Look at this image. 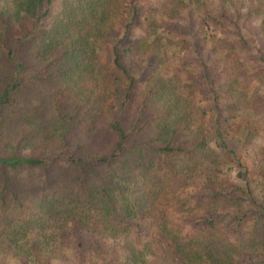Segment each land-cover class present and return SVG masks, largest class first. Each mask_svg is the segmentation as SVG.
I'll use <instances>...</instances> for the list:
<instances>
[{
    "label": "trees",
    "instance_id": "16d2710c",
    "mask_svg": "<svg viewBox=\"0 0 264 264\" xmlns=\"http://www.w3.org/2000/svg\"><path fill=\"white\" fill-rule=\"evenodd\" d=\"M162 26L140 0H0V258L264 264V145L257 177L236 143L264 138V52L212 31L231 71L200 57L177 95L163 65L186 43L148 34Z\"/></svg>",
    "mask_w": 264,
    "mask_h": 264
},
{
    "label": "rangeland",
    "instance_id": "374dc122",
    "mask_svg": "<svg viewBox=\"0 0 264 264\" xmlns=\"http://www.w3.org/2000/svg\"><path fill=\"white\" fill-rule=\"evenodd\" d=\"M248 2L249 0H238L233 5L225 2V0H196L193 3L190 0H140V8L144 11V15L158 19L163 25L158 28V31L149 32V35L153 36V38L156 36L157 38L155 39L157 41H160L161 38L162 42L167 41V38L171 37L182 40V42L185 41L186 43L185 46H180V48L176 47V45L168 47L169 53L173 58L172 61L163 65L167 74L175 81L177 95L187 93L185 89L190 79L191 82L196 81L193 78V73L201 74L203 72L201 58L206 59L212 71V76L231 71L233 60L229 58L223 60V51L216 50L214 47L215 39H212V37L208 39L206 37V35H212V31L219 38L225 37L232 40L240 32L248 42L247 46H243L242 50V57L244 59L251 60L255 58L258 53L257 48L264 52V32L259 28L260 19L247 16V10L244 6H249L250 3ZM147 32V26L143 28L136 27L133 30V35H146ZM250 66L252 72L255 71L256 67H262L256 60ZM255 83L259 85V82L256 81ZM259 87L264 95V80L261 81ZM203 95L205 93L201 94V96ZM210 103V101H206L203 104L210 106ZM258 103L260 105V112L263 113L260 122H262L264 129V98ZM209 114H212V112L210 111ZM253 119H258V116H253ZM239 136L242 137V141L240 142L235 140L236 137L234 138L237 144L243 145L242 143H248L244 147H247L248 150L243 152L242 160L248 163L251 173L258 177L262 172V163L259 162L257 152L264 145V138L262 135L258 137V142L254 145L252 141L248 142L244 135L241 134ZM194 200L198 201V198L195 197ZM166 206L167 208L170 207ZM155 207L157 213H163L161 210L162 208L164 209L163 204H157ZM201 211L199 209L197 213L203 214ZM180 222L181 224H187L186 226L192 224L191 221L182 220ZM0 259H5L10 264L17 263L11 255H4ZM157 262L158 264H179L171 257L158 260ZM56 263L67 264L65 261H56Z\"/></svg>",
    "mask_w": 264,
    "mask_h": 264
}]
</instances>
